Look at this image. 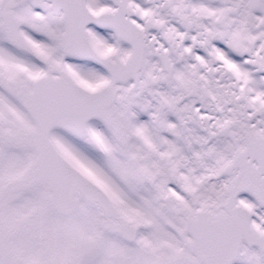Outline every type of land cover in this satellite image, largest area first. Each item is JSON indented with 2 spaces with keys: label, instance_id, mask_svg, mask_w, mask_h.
Wrapping results in <instances>:
<instances>
[{
  "label": "snow or ice",
  "instance_id": "snow-or-ice-1",
  "mask_svg": "<svg viewBox=\"0 0 264 264\" xmlns=\"http://www.w3.org/2000/svg\"><path fill=\"white\" fill-rule=\"evenodd\" d=\"M0 264H264V0H0Z\"/></svg>",
  "mask_w": 264,
  "mask_h": 264
}]
</instances>
